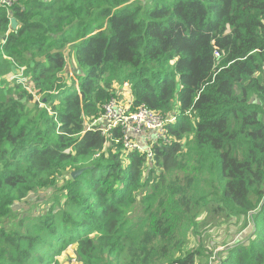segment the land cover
<instances>
[{
  "label": "trees",
  "instance_id": "16d2710c",
  "mask_svg": "<svg viewBox=\"0 0 264 264\" xmlns=\"http://www.w3.org/2000/svg\"><path fill=\"white\" fill-rule=\"evenodd\" d=\"M124 82L176 118L153 163L97 123ZM50 189L47 212L19 217ZM205 211L248 225L216 264H264V0L0 9V264H61L71 246L80 264H209L184 247Z\"/></svg>",
  "mask_w": 264,
  "mask_h": 264
},
{
  "label": "rangeland",
  "instance_id": "374dc122",
  "mask_svg": "<svg viewBox=\"0 0 264 264\" xmlns=\"http://www.w3.org/2000/svg\"><path fill=\"white\" fill-rule=\"evenodd\" d=\"M67 71L69 72L70 75L73 76L76 74V72H80V70L77 68L73 60L70 61ZM18 76L20 77V75ZM23 81L26 82L25 80ZM123 84L116 86L117 95L119 96L117 102L120 108L125 106V104L120 105L121 100L124 98L123 95L120 94V88ZM105 119L102 121V125L108 122V120L106 119L105 121ZM72 173L73 171L71 169H67L64 175V179L70 178ZM64 179H62L60 183H62ZM52 196H53V189L46 191H38L33 195V197H31L29 201L17 207L16 211L19 217L20 218L24 216L36 217L39 214H43L47 212L51 204L53 203ZM64 201L65 200L63 199L62 202ZM139 205L140 204H138L135 207L134 214H136V212L138 211ZM198 223L199 225L196 234L194 232L186 231L187 233L184 236V241L186 243V245L184 246L185 251L188 250L197 251L201 246L205 251L209 252L208 253L209 255L210 252L212 251L214 254L213 253L211 254L219 258V260H221L220 258L221 256H223L221 255L220 252L222 251L225 252L229 247H231V245L235 242L234 237H236L238 233L242 235V233L245 232L248 227L247 222L243 224L242 221H238L237 224L231 225L227 222L225 218H223V216H213L209 214L207 211L203 212L202 217H199ZM248 236L249 233L245 232L244 239H247ZM233 239L234 242H231ZM57 260L61 264H80L76 258L74 246L68 248L61 256L57 258ZM197 263L199 264V261Z\"/></svg>",
  "mask_w": 264,
  "mask_h": 264
},
{
  "label": "built area",
  "instance_id": "2783aa9c",
  "mask_svg": "<svg viewBox=\"0 0 264 264\" xmlns=\"http://www.w3.org/2000/svg\"><path fill=\"white\" fill-rule=\"evenodd\" d=\"M19 3V0H0V9L8 13ZM219 56V54L217 53ZM15 77H12L14 79ZM134 89L131 83L125 82L120 88L123 99L118 106V100L113 99L106 107L101 123L106 118L108 122L102 125L103 135L109 134L113 129L121 127L125 135L124 146L127 151H139L147 155L149 162L153 163L155 143L166 139L167 125L175 123L176 118L166 119L157 112L148 110L145 106H134ZM105 119V121H106ZM220 252V251H219ZM219 259L214 256L209 264H216ZM216 262V263H215Z\"/></svg>",
  "mask_w": 264,
  "mask_h": 264
},
{
  "label": "water",
  "instance_id": "95a60500",
  "mask_svg": "<svg viewBox=\"0 0 264 264\" xmlns=\"http://www.w3.org/2000/svg\"><path fill=\"white\" fill-rule=\"evenodd\" d=\"M11 28H12V30H16V29L18 28V22H17V20L14 19V18L11 19ZM83 171H84V170L79 171V172H73V173L71 174L72 179H76V178H78V177L83 173Z\"/></svg>",
  "mask_w": 264,
  "mask_h": 264
}]
</instances>
